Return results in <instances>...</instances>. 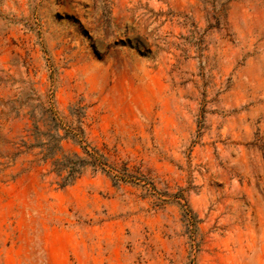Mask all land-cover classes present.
Returning <instances> with one entry per match:
<instances>
[{
	"label": "rangeland",
	"instance_id": "rangeland-1",
	"mask_svg": "<svg viewBox=\"0 0 264 264\" xmlns=\"http://www.w3.org/2000/svg\"><path fill=\"white\" fill-rule=\"evenodd\" d=\"M79 98L136 180L14 156ZM0 264H264V0H0Z\"/></svg>",
	"mask_w": 264,
	"mask_h": 264
},
{
	"label": "trees",
	"instance_id": "trees-1",
	"mask_svg": "<svg viewBox=\"0 0 264 264\" xmlns=\"http://www.w3.org/2000/svg\"><path fill=\"white\" fill-rule=\"evenodd\" d=\"M88 108L79 98L61 117L45 103L38 113L29 111L30 124L24 130L26 139L20 141L17 149H22L14 156H31L30 162L46 169L43 176L54 175L60 188L72 185L86 171L104 174L115 185L136 180L138 169L111 160L105 148L98 149L87 142ZM149 184L154 187L151 182Z\"/></svg>",
	"mask_w": 264,
	"mask_h": 264
}]
</instances>
